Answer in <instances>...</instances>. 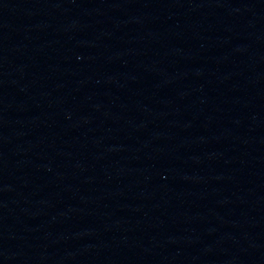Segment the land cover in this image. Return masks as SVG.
Segmentation results:
<instances>
[{
	"label": "water",
	"instance_id": "obj_1",
	"mask_svg": "<svg viewBox=\"0 0 264 264\" xmlns=\"http://www.w3.org/2000/svg\"><path fill=\"white\" fill-rule=\"evenodd\" d=\"M0 264H264V0H0Z\"/></svg>",
	"mask_w": 264,
	"mask_h": 264
}]
</instances>
